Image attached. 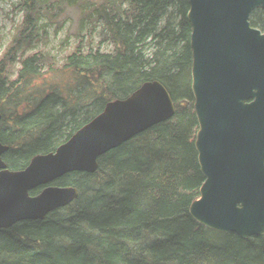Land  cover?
Wrapping results in <instances>:
<instances>
[{
    "label": "trees",
    "instance_id": "16d2710c",
    "mask_svg": "<svg viewBox=\"0 0 264 264\" xmlns=\"http://www.w3.org/2000/svg\"><path fill=\"white\" fill-rule=\"evenodd\" d=\"M41 2L0 0L9 29L0 43V264H51L41 210L54 211L65 184L84 204L67 211L79 264H173L200 217L230 245L240 230L211 201L231 172L245 255L264 264V0H245L249 26L240 36L214 0H90L85 18L143 31L145 40L92 30L78 79L92 93L68 143L50 136L59 86L46 66L54 44ZM192 10L215 26L219 79L204 57L197 73L185 66L184 49L198 46L186 29ZM87 244L98 259L82 250ZM228 264H237L234 254Z\"/></svg>",
    "mask_w": 264,
    "mask_h": 264
},
{
    "label": "water",
    "instance_id": "95a60500",
    "mask_svg": "<svg viewBox=\"0 0 264 264\" xmlns=\"http://www.w3.org/2000/svg\"><path fill=\"white\" fill-rule=\"evenodd\" d=\"M90 0H42L41 6L51 29L53 47L46 66L58 79V115L50 127V136L61 143L76 138L84 124L83 108L92 93V86L79 87V67L87 58L86 45L92 30L103 26L123 35L128 32L105 23L93 22L83 16ZM68 186L61 187L53 201L54 211L45 207L41 218L48 240L44 255L51 264H79V258L69 240Z\"/></svg>",
    "mask_w": 264,
    "mask_h": 264
},
{
    "label": "rangeland",
    "instance_id": "374dc122",
    "mask_svg": "<svg viewBox=\"0 0 264 264\" xmlns=\"http://www.w3.org/2000/svg\"><path fill=\"white\" fill-rule=\"evenodd\" d=\"M214 3L219 9L225 12L238 36L241 35V32L245 28H248L249 22L244 11L246 5L245 0H214ZM186 29L189 33L195 35L198 40V46L195 49L191 50L186 48L183 51L187 70L192 73H197L199 71V64L196 65V63L204 57L209 61L214 76L219 79L220 73L215 43V26L208 25L204 15L199 10H192L186 20ZM8 35L9 29L3 30L2 25H0V43H3ZM127 37L130 43H136L145 40V33L143 31L128 32ZM234 179V172L224 175L221 178L217 184L216 195L211 201V209L215 213L227 214L230 221L235 223L240 230L239 239L227 246L221 244L214 236V224L209 222L207 218L200 217L195 223L189 241L173 252L170 259L173 264H196L198 260L203 258L212 259L219 264H228L232 254H234L237 264H254V261L248 259L244 252L246 244V217L244 214L238 215L232 209L233 191L230 188L229 181ZM100 185L106 194L112 196V200L117 205L120 201V195L116 191V188L113 190L114 186L108 185L106 180L100 183ZM79 200H81V197L73 196L69 198L68 208L83 206V202ZM102 211L105 212L103 214L104 219H108L111 214V212H108L110 210L106 212V210L101 208L100 212ZM88 245L92 246L91 244L81 246L86 255H88V252H91V255L88 256L90 259L95 254H92L93 250H90ZM93 259H98V257L94 256Z\"/></svg>",
    "mask_w": 264,
    "mask_h": 264
},
{
    "label": "bare ground",
    "instance_id": "6f19581e",
    "mask_svg": "<svg viewBox=\"0 0 264 264\" xmlns=\"http://www.w3.org/2000/svg\"><path fill=\"white\" fill-rule=\"evenodd\" d=\"M90 3V2H89ZM235 32V31H234ZM45 208V207H44Z\"/></svg>",
    "mask_w": 264,
    "mask_h": 264
}]
</instances>
